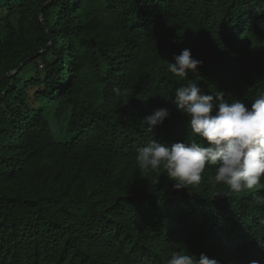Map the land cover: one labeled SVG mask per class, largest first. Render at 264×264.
<instances>
[{
  "label": "trees",
  "instance_id": "1",
  "mask_svg": "<svg viewBox=\"0 0 264 264\" xmlns=\"http://www.w3.org/2000/svg\"><path fill=\"white\" fill-rule=\"evenodd\" d=\"M185 48L205 94L250 106L264 93V0H0V264L186 251L264 264V176L233 193L206 165L177 190L163 167L138 166L151 140L193 138L172 102L187 81L168 70ZM161 107L169 117L147 132Z\"/></svg>",
  "mask_w": 264,
  "mask_h": 264
},
{
  "label": "clouds",
  "instance_id": "2",
  "mask_svg": "<svg viewBox=\"0 0 264 264\" xmlns=\"http://www.w3.org/2000/svg\"><path fill=\"white\" fill-rule=\"evenodd\" d=\"M168 63V70L187 82L174 91L172 101L188 118L192 134L187 143L176 142L170 146L157 139L138 149L137 161L142 171H166L179 190L199 185L205 167L215 168L211 178L213 186L224 184L233 193L253 189L264 176V93L246 106L240 99L228 102L223 93L205 94L198 83L188 78L203 62L193 58L190 49H183ZM112 91L121 95L119 87ZM169 117L166 108H157L143 121L147 132ZM206 140L207 147L201 141ZM155 182V181H154ZM167 264H219L216 259L200 254L199 258L186 252H173ZM259 264V261H250Z\"/></svg>",
  "mask_w": 264,
  "mask_h": 264
},
{
  "label": "rangeland",
  "instance_id": "3",
  "mask_svg": "<svg viewBox=\"0 0 264 264\" xmlns=\"http://www.w3.org/2000/svg\"><path fill=\"white\" fill-rule=\"evenodd\" d=\"M14 22H15V18H14V20H13ZM31 67H29V69H30ZM32 73V70H28V72L26 73V75H30Z\"/></svg>",
  "mask_w": 264,
  "mask_h": 264
}]
</instances>
